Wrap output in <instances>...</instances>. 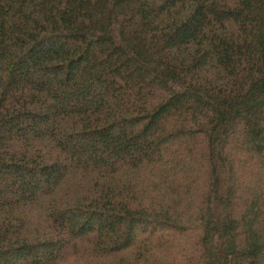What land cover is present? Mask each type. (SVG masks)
<instances>
[{
    "label": "trees",
    "instance_id": "1",
    "mask_svg": "<svg viewBox=\"0 0 264 264\" xmlns=\"http://www.w3.org/2000/svg\"><path fill=\"white\" fill-rule=\"evenodd\" d=\"M0 264H264V0H0Z\"/></svg>",
    "mask_w": 264,
    "mask_h": 264
}]
</instances>
